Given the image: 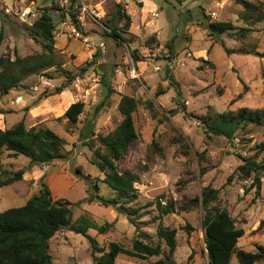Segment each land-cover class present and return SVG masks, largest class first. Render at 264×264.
Returning a JSON list of instances; mask_svg holds the SVG:
<instances>
[{"label": "rangeland", "instance_id": "obj_1", "mask_svg": "<svg viewBox=\"0 0 264 264\" xmlns=\"http://www.w3.org/2000/svg\"><path fill=\"white\" fill-rule=\"evenodd\" d=\"M240 1L1 0L0 57L13 60L15 55L41 53L40 40L33 39L27 25L48 9L55 26L54 46L64 61L58 68L28 77L0 98V110L3 117L7 115L4 121L0 117V129L23 121L27 128L51 129L66 145L60 150L62 159L40 167L30 166L23 156L2 154L7 174H0V180L18 170L24 175L21 181L0 187V212L23 206L44 182L54 199L72 203V221L87 213L97 224L113 222L105 234L88 231L100 248L106 251L110 242H116L131 249L137 232L128 217L111 206L85 201L96 194L111 199L115 193L101 182L103 174L91 163L93 150L79 137L87 126L96 136L111 133L122 120L117 106L120 97L126 95L140 102L133 113L138 137L117 163L121 171L130 170L138 176L134 184L137 198L126 207L136 209L157 199L163 203L173 200L177 211L160 217L155 206H150L132 216L145 241L161 245V254L145 260L119 255L115 264L162 259L168 247L156 235L160 223L176 231V264H209L204 210L194 202L207 186L219 190L215 204L244 231L236 249L256 252L264 247V225L259 228L264 219V179L256 191L252 180H242L237 171L242 158L264 161V151L259 150L263 130L249 124L229 141L207 134L205 128L215 113L264 108V57L257 55L264 51V20L244 39H237L234 31L220 34L208 28L209 23L219 21L244 27L239 19ZM4 3L12 7L11 15L4 12ZM122 6L132 15L129 32L122 31L127 43L108 35L110 31L104 26L110 22L123 29V22L118 20ZM28 9L35 13L28 22L14 16L16 11ZM70 13L77 20V16L82 17L76 26L95 47L104 43V51L90 53L70 36L68 26L74 24ZM132 67L136 78L130 76ZM63 84L67 87L55 94ZM107 87L114 93L92 118L95 106L106 97ZM74 102L83 106L72 124L63 115ZM35 107L45 116L32 121L28 112ZM93 142L100 147L96 140ZM186 226L191 227L189 233ZM48 245L52 264H92L90 245L80 234L61 230ZM231 264H237L234 256ZM256 264H264V259Z\"/></svg>", "mask_w": 264, "mask_h": 264}, {"label": "trees", "instance_id": "obj_2", "mask_svg": "<svg viewBox=\"0 0 264 264\" xmlns=\"http://www.w3.org/2000/svg\"><path fill=\"white\" fill-rule=\"evenodd\" d=\"M240 2L242 11L239 13V19L245 26L236 28L231 22H211L208 24L210 32L221 34L234 31V36L237 39H244L254 26L264 20V2L259 0L255 2L241 0ZM70 16L74 24H77L76 16L71 13ZM118 20L123 22V29L108 22L104 25L110 31L107 34L122 43H127V40L122 36V31L129 32L131 18L124 7L123 9L120 7L118 11ZM27 28L33 39L40 40L42 52L24 57L15 55L13 60L0 57V98L8 94L9 91L18 88L28 77L58 68L63 64V56L56 51L54 46L55 26L48 9L42 10L40 16L32 24L27 25ZM225 50L227 54L232 53L228 49ZM257 55L264 57V51ZM66 87L67 84H63L56 88L54 93H61ZM113 93V89L107 87L106 97L95 106L92 118L97 117L105 106L106 100ZM139 104L140 102L133 97L122 95L117 106L122 120L111 133L105 136H96L87 126L79 134L81 141L93 150L94 159L91 160V163L103 174L101 182L115 193L111 199H105L96 194L85 201L87 203L96 202L105 207L111 206L118 213L128 217L130 224L137 232L131 249L124 248L116 242H110L106 251L100 248L96 239L90 236L88 231L95 230L99 234H105L112 228L113 222L97 224L87 213L72 221V203L63 199H54L47 185L42 182L39 191L28 198L23 206L0 212V264H52L48 243L61 230L80 234L87 239L91 249L92 264H115L119 255L145 260L161 254V245L146 242L131 217L150 206H155L160 217L166 216L177 211V204L173 200L163 203L157 199L142 207L129 209L126 204L133 203L137 198L134 184L138 176L130 170L121 171L117 165L126 157L130 145L138 137L133 113ZM82 106L83 104L80 102L72 103L63 116L70 123L75 124ZM1 113H3L2 110H0ZM249 124L259 126L264 133V108L255 111L241 108L237 112L227 110L215 113L210 117L205 128L207 134L231 141L239 129ZM94 140L100 144V147L94 146ZM65 145L66 141L51 129L27 128L23 121L10 128L0 129V174H7L3 170L1 160L4 152H9L10 158L23 156L29 160L30 166L40 167L62 159L63 155L60 150ZM259 150L264 151V142L260 144ZM237 171L239 178L242 180L251 179L256 191L260 190L261 180L264 179V161H257L255 157L242 158V164ZM77 172L80 173L79 170ZM201 174H205L204 169H201ZM23 175V170L11 173L4 180H0V187L10 186L21 181ZM218 195V189L207 186L201 190L200 198L197 197L194 201L204 210L203 227L209 264H231L233 256L237 264H256L263 260V246L258 247L256 252L236 249V244L243 236L244 231L235 226V221L225 209L215 204ZM263 225L264 219L260 222L259 228ZM184 229L189 233L191 227L186 226ZM156 235L168 247V252L163 255L162 259L145 264H176L173 258L176 250V231L164 227L160 223L157 226Z\"/></svg>", "mask_w": 264, "mask_h": 264}, {"label": "built area", "instance_id": "obj_3", "mask_svg": "<svg viewBox=\"0 0 264 264\" xmlns=\"http://www.w3.org/2000/svg\"><path fill=\"white\" fill-rule=\"evenodd\" d=\"M0 3H1V0H0ZM3 10L8 15L12 14V7H8L7 4H5V3L3 5ZM85 10H86V8L83 7L82 12H81L82 15L85 12ZM14 16L20 18L22 21L28 22L29 17H31V18L34 17L35 13H33L30 9H28L27 11H24V10H22L21 12L16 11L14 13ZM154 16H155V14H154ZM77 18H78L77 21L79 23V20H82V17L77 16ZM28 24H31V22H28ZM68 31H69L70 36H72L75 40L81 41L86 46L87 50L90 51V53L97 52V50L104 51V49H105L104 43H100L98 45V47H95L94 45H92L90 43V40L78 29L76 24H70L68 26ZM129 73H130L131 77H133V78L137 77L136 70L133 67L131 68Z\"/></svg>", "mask_w": 264, "mask_h": 264}, {"label": "crops", "instance_id": "obj_4", "mask_svg": "<svg viewBox=\"0 0 264 264\" xmlns=\"http://www.w3.org/2000/svg\"><path fill=\"white\" fill-rule=\"evenodd\" d=\"M143 1H144V2H148V0H143ZM130 18H132V15H131ZM69 106H70V105H69ZM69 106H68V107H69ZM68 107H67V108H68ZM3 115H4V113H1V114H0V117L2 118V121L6 120L5 118H6V116H7V115H5V116L3 117ZM39 116H45V115L42 114V113H40V112L37 110L36 107L30 109L29 112H28V117H29V118H32V119H33L32 121L36 120V118H38ZM53 176H54V174H53Z\"/></svg>", "mask_w": 264, "mask_h": 264}]
</instances>
